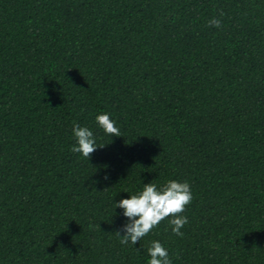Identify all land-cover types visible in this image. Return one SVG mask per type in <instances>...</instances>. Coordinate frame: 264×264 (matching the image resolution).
I'll return each mask as SVG.
<instances>
[{"label": "trees", "instance_id": "obj_1", "mask_svg": "<svg viewBox=\"0 0 264 264\" xmlns=\"http://www.w3.org/2000/svg\"><path fill=\"white\" fill-rule=\"evenodd\" d=\"M171 179L183 236L166 218L121 245L112 199ZM152 240L173 264H264V0H0V264H148Z\"/></svg>", "mask_w": 264, "mask_h": 264}, {"label": "clouds", "instance_id": "obj_2", "mask_svg": "<svg viewBox=\"0 0 264 264\" xmlns=\"http://www.w3.org/2000/svg\"><path fill=\"white\" fill-rule=\"evenodd\" d=\"M209 23L217 29L221 27L220 19L213 18ZM95 123L104 135L121 136L117 122L111 118L108 112L97 114ZM72 134L75 143L72 145L71 151L80 154L82 158L89 161L90 154L100 148L96 132L87 125L73 122ZM103 179L107 181L110 177L106 174ZM192 200L193 193L189 182L175 179L168 180L162 186L151 181L143 184L142 190L137 194L128 195L119 201L112 199L113 210H122L121 214L124 217V223L116 233L121 245L131 244L134 246L137 241L147 236L166 218L171 226V232L176 236H183L182 229L188 223V217L182 213ZM147 251L148 264H173L168 248L160 240H152Z\"/></svg>", "mask_w": 264, "mask_h": 264}]
</instances>
